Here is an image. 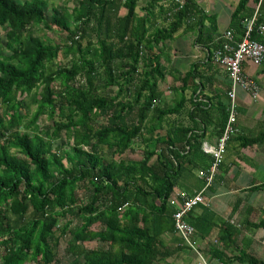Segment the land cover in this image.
<instances>
[{"label": "trees", "instance_id": "obj_1", "mask_svg": "<svg viewBox=\"0 0 264 264\" xmlns=\"http://www.w3.org/2000/svg\"><path fill=\"white\" fill-rule=\"evenodd\" d=\"M250 2L239 0L232 15L231 30L240 34L235 49L244 35L243 22L256 12ZM143 3L148 14L140 17ZM48 4L0 0L5 30L0 36V264H60L65 257L59 247L67 235L72 264H156L173 254L161 249L159 237L164 229L175 230L177 208L170 199L181 187L185 165L208 155L202 140L209 128L215 126L219 138L224 135L231 104L226 71L228 107L218 105L216 120L208 103L187 99L190 85L193 95L203 92L204 84L197 83L205 73L196 64L180 78L164 66L166 43L187 26L198 29L195 42L209 43L212 51L209 67L224 40L214 20L204 27L206 18L195 0H184L172 16L179 7L174 0H78L71 13L52 9L50 21ZM261 7L257 25L264 23ZM41 25L65 34L66 44L35 36L34 27ZM253 39L264 45L256 31ZM61 56L72 57L63 65L56 63ZM169 76L183 84L173 108L163 103L160 90ZM182 112L188 121H173ZM236 112L239 117L238 102ZM42 117L53 125L42 129ZM238 117L228 143L237 136L242 146L264 139V131L253 139L240 137ZM165 127L166 135L158 137ZM136 142L144 145L138 160L129 156ZM210 157L203 172L213 164ZM189 216L187 222L200 229ZM95 225L98 231L92 230ZM256 229H264V220ZM234 232L229 228L227 238ZM213 257L225 259L217 251ZM237 261L264 264L248 253Z\"/></svg>", "mask_w": 264, "mask_h": 264}, {"label": "crops", "instance_id": "obj_2", "mask_svg": "<svg viewBox=\"0 0 264 264\" xmlns=\"http://www.w3.org/2000/svg\"><path fill=\"white\" fill-rule=\"evenodd\" d=\"M227 1L228 3L224 4L221 0H195L198 10L202 11L206 18L204 27L209 28L211 21L214 20L220 36L228 31L233 32L230 27L232 15L239 3V0ZM257 5L254 0H251L249 7L256 11ZM146 7L143 3L138 8L137 13L140 17L148 14ZM260 12L261 18L264 19V4ZM156 16L157 21L161 22L160 14ZM191 20L193 24L196 23L197 18ZM187 27L177 33L172 41L166 43L167 50L164 52L162 63L164 66L173 67L180 78L196 64L199 65V72L205 73L197 83L199 86L201 83L204 84L203 92L198 90L197 94L193 95L194 90L190 85L185 97L208 103L210 113L216 120L218 105L228 107L227 93L230 89V82L222 68L215 66L213 62L211 66H206L212 54V51L206 47V45L209 47V43L197 44L195 40L199 30L196 29L193 32ZM180 35L189 38L176 39ZM235 35L239 37L240 34ZM261 37L264 39V34ZM185 39L188 40V44ZM166 58H169L167 62H165ZM244 69L259 84L260 96L254 100L244 91L238 90L237 129L240 137L253 139L261 136L264 131V63L259 67L246 63ZM170 79L173 85L166 87L167 82L162 83L160 90L164 95L163 103L173 108L180 97L176 89H180L183 84L181 80L171 77ZM172 119L173 121H188L185 112L180 113V116L174 115ZM166 132V127L163 131L160 129L158 137L166 135ZM237 137L228 143L224 163L216 182L204 193L205 204L196 208L189 216L192 222L200 224V229H196L197 235L194 240L210 264H246L237 261L244 253L264 261V229H256L264 220V189L262 188L264 185V139L242 146L241 139ZM218 138L219 134L213 126L208 129L202 141L203 144L216 147ZM133 147L136 151L129 152L130 158L138 160L137 157H139L141 159L144 152L143 143L136 142ZM204 159L207 164L203 163ZM210 159V155H205V158H201L202 162L186 164V171L180 176L178 182L182 190L177 188L176 191L178 193L187 192L191 197L203 191L205 183L200 173L203 172L204 167L208 169ZM174 206L177 208L176 205ZM229 228L235 229V232L232 233V237L227 238ZM159 230L161 229H158V232ZM160 233L161 249L165 253L173 254L156 264H203L197 255L183 244L174 229H164ZM216 251L225 255L223 261L213 257Z\"/></svg>", "mask_w": 264, "mask_h": 264}, {"label": "built area", "instance_id": "obj_3", "mask_svg": "<svg viewBox=\"0 0 264 264\" xmlns=\"http://www.w3.org/2000/svg\"><path fill=\"white\" fill-rule=\"evenodd\" d=\"M174 2L179 7L174 10L172 9V12L168 14L169 16L180 11L184 5V0H174ZM263 2L264 0H260L254 16L243 22L244 35L241 41L236 44V49L232 46L235 41V35L232 31H228L222 36V40H224L222 49L213 54V62L226 71L230 78L231 90L229 98L231 104L229 108V123L224 135L218 139L216 147H211L208 144H204L203 146L204 152L211 155L214 159L210 169L200 173V177L206 181L204 191L211 186L215 175L219 172V167L225 158L227 143L235 132L234 125L237 123L238 117L236 112L237 91L239 89L243 90L254 100H257L260 96L259 85L245 72L244 67L246 63H251L257 67L264 63V45L253 39L255 31L260 35L264 34V23L257 25L259 10ZM163 5L166 8L170 7L167 2H164ZM204 191L194 197H190L185 193H176L173 196L174 199L173 197L170 199V203L177 206V212L173 216L176 234L181 238L183 244L197 255L203 264H210L194 240L196 234L195 228L187 222L189 214L200 205L205 204Z\"/></svg>", "mask_w": 264, "mask_h": 264}, {"label": "rangeland", "instance_id": "obj_4", "mask_svg": "<svg viewBox=\"0 0 264 264\" xmlns=\"http://www.w3.org/2000/svg\"><path fill=\"white\" fill-rule=\"evenodd\" d=\"M221 1L224 4L228 3L227 0H221ZM77 3H78V0H49V4H48L49 11L47 13V15L49 17L48 21H50L52 19V15H53L52 9H63V10L67 9L68 13H71V11L77 5ZM71 25H73V28H74L75 25L73 23ZM33 32H34L35 36H37L39 39H41L45 43H51V44L54 43V44H59V45L63 46L67 42L65 34H63L61 31H59L57 29H50V28H46L43 25H41V26L34 27ZM0 36L1 37L5 36V30H3L1 27H0ZM194 36H196V34ZM182 37H185V36L180 35L176 39H181ZM185 38H189V37H185ZM185 40L187 41V44H188V40L187 39H185ZM71 57L72 56H65V57L61 56L57 60L56 63H61L63 65H67L69 63V61L71 60ZM166 82H167L166 87L173 85V82L170 79V77L168 78V80ZM27 102H28V100H27ZM35 108H36V106L32 107L31 114L35 110ZM31 114H30V117H31ZM59 119H60L59 116L56 115L54 121H58ZM39 125L42 127V129H43V127H44V129H46V126H50L51 127L53 125V121L50 120L47 117H42V119L40 120ZM42 135L45 136V134H42ZM63 140L68 143L67 148L70 149L71 141L68 142V139H66L65 137L63 138ZM59 143H60V141H57L55 143V147ZM13 152L16 153L15 150H13ZM137 159H139V157H137ZM178 188L182 190V187H178ZM71 219L73 220V224H74L73 227H75L77 222H76L75 218H71ZM65 222L66 221H63L62 223L65 224ZM92 230L93 231H98L99 230L98 226L95 225ZM68 241H69V235L64 237L62 239V241H61V244H60V247H59V251H60L59 253H60V256L63 255L65 258L61 260L60 264H72L73 263L74 258L72 256H67V254H66V247L69 244Z\"/></svg>", "mask_w": 264, "mask_h": 264}]
</instances>
